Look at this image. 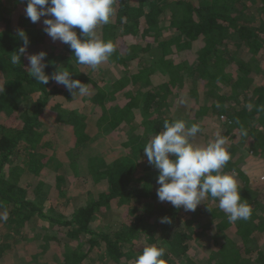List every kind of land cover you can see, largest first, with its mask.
<instances>
[{"label": "trees", "instance_id": "16d2710c", "mask_svg": "<svg viewBox=\"0 0 264 264\" xmlns=\"http://www.w3.org/2000/svg\"><path fill=\"white\" fill-rule=\"evenodd\" d=\"M25 8L26 0H0V212L9 213L0 225L16 227L40 217L58 233L67 228V235L82 239L85 251L67 246L64 257L52 259L55 264H80L90 256L100 258L99 262L105 257L102 264H135L143 248L153 244L166 248V264H205V258L199 256L198 262L189 254L190 248L200 241L206 249L207 232L228 229L224 240L209 246L215 253L214 264H255L256 259L264 264V251H254L244 238L264 235V191L256 194L249 188L245 173L250 159L264 160V81H255L264 66V0H117L112 22L97 30L99 38L113 41L117 50L95 69L97 79L88 81L85 95H73L79 89L69 92L52 80L40 84L29 75L27 56L40 51L47 53L45 72L50 76L66 68L72 79L86 84L78 71L93 68L78 64L67 44L62 43L65 52L51 48L43 24L51 17L32 23ZM20 30L30 44L21 64L13 65L10 58L23 45ZM139 31L151 42H135L132 37ZM154 47L161 52L155 72L150 55ZM116 67L119 74L113 72ZM156 75L164 76L159 85ZM132 82L144 89L136 94L127 91ZM181 88H186L189 99L184 107L191 118L186 121L203 128L192 142L206 145L217 132L227 137L231 160L222 172L235 175L242 199L252 207L247 221L230 223L218 201L210 197L193 215L157 198L159 185L151 173L155 167L148 164L143 147L163 130V121H175L174 114L182 110L180 104L175 108ZM25 95L35 100L30 108L23 104ZM80 97L93 106L89 116L67 109ZM248 104L253 107L247 108ZM135 106L145 117L147 135L130 127L134 134L122 142L119 152L111 153L104 141L94 145L95 138L86 132L90 118L95 127L109 132L123 125ZM212 113L219 116L223 129L213 125ZM57 124L70 132L64 145ZM241 128L254 139L249 155L230 143L233 137H247L241 135ZM85 176L93 179V200L71 219L53 216L74 193L67 188L71 179L84 181ZM42 205L53 213L46 215ZM109 206L126 210L120 228L92 232L89 225L96 210ZM165 216L171 223L160 222ZM10 242L0 240V264L12 247ZM42 252L38 250L40 259L46 254ZM30 261L22 255L14 258L15 264H37L38 259L31 256Z\"/></svg>", "mask_w": 264, "mask_h": 264}, {"label": "clouds", "instance_id": "9594fccd", "mask_svg": "<svg viewBox=\"0 0 264 264\" xmlns=\"http://www.w3.org/2000/svg\"><path fill=\"white\" fill-rule=\"evenodd\" d=\"M25 2V0H21ZM117 0H26L25 14L32 22L43 20L44 31L53 42L67 44L73 51L76 62L93 69L109 61L116 52L117 45L104 41L97 35L102 25L112 22L116 13ZM80 30V35L75 30ZM19 37L23 45L11 56L13 65L21 64L30 44L25 31L20 30ZM47 53L40 51L27 56L29 75L38 83L47 85L50 80L67 88L73 95H85L87 84L71 78L66 70L46 74L44 62ZM180 105H187L189 99L181 95ZM219 107V105H217ZM251 109L252 104L246 105ZM203 132L200 123L177 119L173 122L163 121V130L150 138L143 147L149 165L158 170L157 198L160 202L170 203L175 208L194 212L207 198L218 201V207L227 214L230 223L238 220L247 221L252 215V207L241 197V188L234 174L222 172L231 160V153L225 146L227 137L220 132L206 145L194 144L192 138ZM241 135L247 131L241 128ZM205 204V203H204ZM208 207V206H207ZM209 208V207H208ZM209 210H211L209 208ZM7 210L0 212V221H7ZM161 223H171V218H161ZM166 248L155 244L146 246L136 257L135 264H166Z\"/></svg>", "mask_w": 264, "mask_h": 264}, {"label": "rangeland", "instance_id": "374dc122", "mask_svg": "<svg viewBox=\"0 0 264 264\" xmlns=\"http://www.w3.org/2000/svg\"><path fill=\"white\" fill-rule=\"evenodd\" d=\"M167 12L169 14V10ZM132 39L135 42L147 43V42H151L152 38H150L149 36L144 37L141 31H139V33L137 32L135 33V35H133ZM47 40H49V46L51 48L57 51L63 50V52H65V50L63 49L62 43H60L59 41L53 42L52 39L48 36H47ZM150 53H151L150 55L152 58V63L155 65L154 68L152 69L155 72L156 71L155 68L158 65L157 61L159 60L161 52L159 50L157 51L154 47L153 51H151ZM106 63L107 62L101 64L99 67L101 68ZM261 64L264 65V58L261 59ZM262 67H260L261 72L258 75V79L257 77L255 79L257 84H260L262 81H264V68ZM123 70L124 71L126 70L125 67H123ZM113 72L116 74H119L117 67L113 70ZM78 74L80 75L79 79L81 80L84 79L85 80L84 82L88 84V81L90 79H97L98 71L93 69L90 72L88 71L85 72L79 69ZM2 76L3 75L0 73V83L2 80ZM163 77L160 75H156V78H157L156 83H158V85L164 81ZM127 89H128L127 91H130L136 94L138 90H141V89L143 90L144 88H143V85H136V83L132 82V84H130L127 87ZM186 92H187L186 88H183L179 92L180 94L178 95L177 100H179L181 95H186ZM174 93H177V91H174ZM32 98H33V95L30 97L25 95V97H23V101H24L23 104L25 107H29V108L32 107L33 101H35ZM86 104H88V106H86ZM176 106L181 107L179 106L178 101L175 104V108ZM92 108L93 106L89 102L84 101V99L80 97V99L70 104L69 108L67 109H78L81 114L88 113L86 114V116H89L92 113L91 112ZM181 109L182 110L179 109V111L174 114L175 115L174 119L175 120L183 119L185 121L186 120L189 121L191 118L190 117L191 115H189L190 113H189L188 107H186L185 109L184 105H182ZM131 112H132V115L128 116L127 121L124 122L123 125L118 127L116 130L109 129L110 130L109 132H107L106 130H102V128H98V126L95 127L94 121L91 120L92 118H90L87 121L88 127H87L86 132H89L90 136L95 138L94 145H96L98 141H104L108 145H110L111 153L115 151L119 152V150L123 149L122 142L127 141L128 140L127 137H130L131 133L134 134V132L132 131L130 127H137V129L144 132L142 136L147 135L146 133L147 125L145 124V117L142 113L141 108L138 106H135L132 108ZM218 117L219 116L216 113H212V121L214 122L213 125L218 126L219 128H222L223 126L221 125V122L219 121ZM47 121L50 122L51 119H47ZM59 128L61 129L60 130V133H61L60 142L64 145L68 141V136L70 132L64 129L63 125H59ZM136 132L137 131H135V135L139 133V132L138 133ZM110 133H111V136H109ZM231 140L232 141L230 143L236 145L238 149L240 148L243 149V151H245L246 154L249 155V153H252L251 146L254 145V139L251 135L247 137H240V136L233 137ZM242 168H243V165H242ZM248 169H251L249 172L247 173L245 172L246 176L249 179L248 187L251 188L256 194L261 191H264V160L262 161V160L253 159V163L248 165ZM151 173L153 174L154 179L158 177V170L156 168H153L151 170ZM59 174H64V171L59 170ZM87 176L89 177L90 175H87ZM87 176H85V179L87 180H84V181L83 180L80 181L78 179L72 178L70 182V186H68L67 188L74 191V193L70 197H68V203L65 204L64 206L62 205V206L57 207V209L54 210V213L50 211L49 208L42 205V208L44 209V213L46 215H49V214L51 215L53 213L52 214L53 216H59V218L61 217L65 219H71L72 215L76 212V210L79 207L85 206L89 202H91V200H93V196L90 194V191L93 189V179L92 178L88 179ZM148 201H149V198H148ZM125 211L126 210L123 209L122 207L118 209H112V206H109L108 208L107 207L98 208L94 215L93 221L89 225V229L92 232L93 231L98 232L100 230H105V231L112 230L113 231L115 229H118L120 228L122 219L126 217L125 215L127 212L125 213ZM187 213L188 215L194 214L191 211H190L191 214L189 212ZM257 214H260V212H258ZM2 226L3 225H0L1 242H3V244H8L9 241H11L10 243H12L11 249L6 250V254L4 257L6 260L3 262V264H15L14 258H17L21 255L24 259L26 258L27 262H31L30 258L32 256L33 260L38 259L37 264H55L52 261V259L55 261H58L59 256L64 257L65 249L67 246H71L69 248L73 249V247L76 245L80 248H83L82 251H85V248L82 246V242H83L82 239L72 238L70 235H67V233H65L68 230L67 228L64 229L61 227L60 233H58L56 230H54L53 227H51L48 221L43 220L40 217H37L31 223L28 222L27 224H25L23 222L20 226L17 225L16 227H12V226L2 227ZM61 230L63 232H61ZM229 230L231 229H228L227 231L216 233V234L213 232L212 233L207 232L208 239L206 240V243H209L208 247L205 249L203 242L199 241V243L196 244L197 241L195 240L193 243L194 245L195 244L196 245L190 248L189 254L193 256L194 259L198 262H200L199 260V256H200L202 258H205L206 260L205 264H214L216 260H214V258L212 257L215 255V253L210 250L209 246L212 243V241L215 243L216 242L219 243L221 242V240H224ZM38 234H40L41 236L38 237L39 236ZM57 235H58V240L53 241L55 240L54 236H57ZM47 236L49 238L48 240L46 239ZM254 236L255 237L252 238L248 235H245L244 238L245 239L248 238V241L246 240L245 241L248 242L249 247L253 248L254 251L255 250L264 251V235L258 232ZM90 237L91 236L88 235L87 239H89ZM51 238L53 240H51ZM48 242H53V243L48 245L49 244ZM38 250H43V252L46 251V254L44 257H42V259L38 258L41 255V253H38ZM31 252H34L37 255L34 256L31 254ZM99 259L100 258L90 256V257H87L86 260H84L80 264H102L103 260H105V257L102 258L103 260L102 261L100 260V262H99ZM255 264H261V260L259 261L256 259Z\"/></svg>", "mask_w": 264, "mask_h": 264}, {"label": "crops", "instance_id": "0c3cea01", "mask_svg": "<svg viewBox=\"0 0 264 264\" xmlns=\"http://www.w3.org/2000/svg\"><path fill=\"white\" fill-rule=\"evenodd\" d=\"M253 159H255V158L250 159V160H252L250 164L253 163ZM250 170H251V169H249L247 172H249ZM247 172H246V173H247ZM248 174H249V173H248Z\"/></svg>", "mask_w": 264, "mask_h": 264}]
</instances>
